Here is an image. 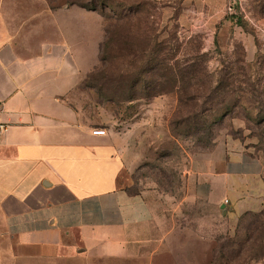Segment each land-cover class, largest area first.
I'll list each match as a JSON object with an SVG mask.
<instances>
[{"label": "rangeland", "instance_id": "obj_1", "mask_svg": "<svg viewBox=\"0 0 264 264\" xmlns=\"http://www.w3.org/2000/svg\"><path fill=\"white\" fill-rule=\"evenodd\" d=\"M45 1L50 8L65 6L66 13L84 14L86 35L104 41L98 67L78 92L79 105L97 125L120 136L124 148L129 142L130 164L120 175V187L142 195L150 212L147 245L128 256L95 255L77 264H214L220 251L234 259L232 264H264V170L257 178L240 179L238 192L221 203L196 195V178L190 179L212 158L219 161L222 148L250 150L264 163V84L255 91L229 79L242 68L264 75V0ZM114 3L140 8L138 19L156 29L153 35L166 42L163 48L174 44L177 67L186 69L182 92L145 98L140 88L128 92L127 85L118 87L111 80L115 74L105 75L108 64L101 57L109 55L116 65L129 62L128 84L153 78L143 74L146 58L134 55L146 37L116 21L129 7ZM76 25L65 20L67 29ZM107 30L112 34L108 46ZM196 56L201 57L198 68L212 78L203 79L196 88L200 98L194 99L189 68ZM224 75L227 83L218 89L216 81ZM146 233L144 228V238ZM24 255L0 228V264H65L63 255L38 260Z\"/></svg>", "mask_w": 264, "mask_h": 264}, {"label": "crops", "instance_id": "obj_2", "mask_svg": "<svg viewBox=\"0 0 264 264\" xmlns=\"http://www.w3.org/2000/svg\"><path fill=\"white\" fill-rule=\"evenodd\" d=\"M69 14L45 0H0V106L8 124L0 133V228L31 260L63 255L77 264L147 245L150 212L142 195L120 187L129 142L124 148L79 105L103 40L86 35L84 14ZM65 20L77 25L67 29ZM263 170L250 150L222 148L219 161L190 179L196 195L221 203L240 179Z\"/></svg>", "mask_w": 264, "mask_h": 264}, {"label": "trees", "instance_id": "obj_3", "mask_svg": "<svg viewBox=\"0 0 264 264\" xmlns=\"http://www.w3.org/2000/svg\"><path fill=\"white\" fill-rule=\"evenodd\" d=\"M123 4L121 5V4L114 3L115 7L116 6H122L123 8L129 7L128 10H125L123 15L121 14L120 16H118L116 18V21H119V20L122 21L123 27H126V28L129 27V29L131 27H134V28L138 29L139 32L142 31V34L146 37L147 43L144 45L142 44L141 46H139V45L136 46L135 48H137V49L134 50V52H135L134 55L141 53L142 56H144L146 58L145 59L146 63L142 69V71L144 70L143 74L146 73L148 75H151V77H153V78H151V80L150 79L147 80L145 83H143L140 79L139 81H134V82H131L128 84L126 81L127 80L126 77L130 73L129 62L126 61V62H123L121 65H116L115 63H113L114 59L112 57H109V55L101 57V61L103 62V64H106V63L108 64L105 66V68H108L105 75L106 74L110 75V73L113 75L115 74L116 77H114L111 80L113 82H117L118 87L123 86V85L124 86L127 85V87H128L127 91L128 92L134 91L137 87L140 88V90L143 93L145 98H149L151 96H156L158 94H165L169 91H174V90H179L180 92H182L185 89L184 78L186 75V69L177 67L179 64H177L178 61L175 60V54L177 52L176 51L174 52V50H175L174 44L173 45L171 44L170 48L167 46L168 48L164 49L163 45L166 44V42L157 40V38L153 35V33H154L153 31L156 29L151 27V26H148V22L141 23L142 21L140 19H138L137 14L140 13V8L135 9L130 5L127 6V5H125V3H123ZM141 4H142V2H140V1L137 2L138 7H140ZM81 6L89 8V9H93V8L86 6V5H81ZM142 9L144 10V8H142ZM147 12L148 11H146V13ZM148 14H149V12H148ZM126 25H128V27ZM111 27H112V23H111ZM105 34H106V36H108V40L106 41V45L108 46V45H110V42L112 41V38H111L112 34H111L110 30L105 31ZM100 55H101V53H100ZM259 57L262 58V56H260V55H259ZM199 58H201V57L196 56L195 58L191 59L192 63H190L191 67L189 68V69L193 70L192 73H189L190 74L189 76H190V80H191L190 88H194L196 90V92H194V95H193L194 99L200 98L199 97L200 94L198 93L199 91L196 88L203 86V82H202L203 79H205V78L209 79L210 78V80H211V78H212V76L210 74L205 73V69L203 67L198 68L197 63L199 61ZM173 60H175V61L173 62ZM111 61H112V63H110ZM260 64H264V59H262L260 61ZM242 69H243V72H241V74L240 73L239 74L232 73L229 76V79L232 80L231 83L241 82L242 84L248 86L249 88L257 91V88H256L257 85H259V83L261 85L264 84V75H262L260 77L255 73L249 74V72L247 70H245L244 68H242ZM90 76H91V74L88 75L86 80ZM225 76L226 75L220 76L219 79L216 81V85H217L216 87L218 89L220 88V86H224L227 83ZM241 77H242V79H241ZM145 79H146V77H145ZM141 82H142V84H141ZM139 83H140V85H139ZM167 84L169 86H167ZM259 87H260V85H259ZM248 91L249 90H247V92ZM239 92H241L243 94L246 93V91H244L241 87H239ZM253 93L254 92L252 90L251 92H248L247 95L253 96ZM181 101H182V99H181ZM233 261H234V259L230 260L228 258V254H225L223 251H220L218 256L215 258L214 264H232Z\"/></svg>", "mask_w": 264, "mask_h": 264}, {"label": "built area", "instance_id": "obj_4", "mask_svg": "<svg viewBox=\"0 0 264 264\" xmlns=\"http://www.w3.org/2000/svg\"><path fill=\"white\" fill-rule=\"evenodd\" d=\"M7 129H8V124L2 120V108L0 106V133L7 131ZM94 134L104 135L106 134V130L105 129H95ZM226 202H228V200H226Z\"/></svg>", "mask_w": 264, "mask_h": 264}]
</instances>
